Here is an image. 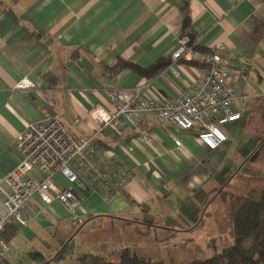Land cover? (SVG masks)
<instances>
[{
  "label": "crops",
  "instance_id": "crops-1",
  "mask_svg": "<svg viewBox=\"0 0 264 264\" xmlns=\"http://www.w3.org/2000/svg\"><path fill=\"white\" fill-rule=\"evenodd\" d=\"M186 14L198 45L219 52L230 68L229 85L237 94L232 109L240 118L223 124L225 144L211 150L200 141L199 127L181 129L150 112L142 113L126 133H97L98 123L89 112L96 104L111 109L110 88L142 86L149 95L175 97L195 80L199 68L186 59L176 63L179 75L168 68L153 78L107 69L119 58L143 67L170 59ZM257 24L264 25V0H0V178L20 162L19 134L49 114L76 140L92 137L135 175L111 202L99 193L77 190L84 220L78 237L91 249L83 247L68 264L81 253L117 261L125 248L152 259L145 257L146 248L172 240L184 243L181 251L186 252L194 242L186 236L217 222V236L227 237L222 221L228 226L230 221L215 203L229 178L225 164L229 156L250 154L243 151L248 135L249 146L264 138V34L256 35ZM25 77L35 86L16 88ZM54 180L71 187L61 174ZM30 206L29 225L16 226L5 264L19 257L26 264H43L75 229L59 200L48 204L35 195Z\"/></svg>",
  "mask_w": 264,
  "mask_h": 264
},
{
  "label": "built area",
  "instance_id": "built-area-1",
  "mask_svg": "<svg viewBox=\"0 0 264 264\" xmlns=\"http://www.w3.org/2000/svg\"><path fill=\"white\" fill-rule=\"evenodd\" d=\"M196 45V40L191 43L190 37H180L168 70L179 75L176 63L180 59L201 58ZM203 59L207 67L199 69L195 80L175 97L152 96L142 86L110 88L111 109L96 104L89 112L98 123L97 133L108 134L111 129L126 133L142 113L150 112L181 129L199 127L200 141L211 150L221 148L228 139L221 125L240 118V113L232 109L237 94L229 85L230 68L226 58L211 49ZM34 86L25 77L15 87L29 90ZM174 139L181 146V140ZM16 148L21 154L20 162L0 178V264H5L11 248L3 239L2 231L9 225H29L27 215L34 213L30 201L35 195L48 204L54 199L62 202L71 213L73 227L79 229L84 220L79 214L82 200L77 190L99 193L103 200L111 202L135 178L123 160L98 148L92 137L76 140L54 114L29 124L19 134ZM56 174H61L71 187L57 184Z\"/></svg>",
  "mask_w": 264,
  "mask_h": 264
},
{
  "label": "rangeland",
  "instance_id": "rangeland-1",
  "mask_svg": "<svg viewBox=\"0 0 264 264\" xmlns=\"http://www.w3.org/2000/svg\"><path fill=\"white\" fill-rule=\"evenodd\" d=\"M221 128L224 130L223 125ZM251 135H248L249 137L246 138V141L243 144V151L248 154L250 153L249 155L239 159H237V157L229 156L228 162L225 164L224 168V172L228 174L229 178L226 184H224V191L217 195V199L215 201V203L220 205V213L230 221V226L227 225L226 220L222 221V228L226 226L224 230L227 237L222 238L217 236V228H219V226H217L218 222L212 224L213 228L208 227L206 224V226H200L197 228L194 236L191 234L185 237V240L190 239L189 242L191 239L194 241L190 242L186 247H190L189 251H181L185 244L182 242L179 244L177 243V240H172L168 243H157L149 248H146L143 252L146 253L144 254L145 257H152L154 261H163L166 264H188L195 259H206L212 257L220 252L223 247L235 243L234 236L229 235L232 233V223L229 219L230 217L227 218L230 214L225 213V209L232 203L241 200V198L250 196L264 189V138L261 137L260 142L257 141L256 145L249 146V143H252L250 139ZM215 196L216 195H214L213 198H215ZM230 230L231 232H229ZM80 231V228H75L70 231V238L68 240H61L59 249L55 251V253H51V258L48 261L43 262V264H68L72 262L71 255H74L79 251H84L82 250L83 247L91 249L89 244H85L86 242L82 235H79L78 237ZM206 232L211 234L213 239L208 238ZM181 238L182 236H179L178 239ZM251 242L252 238H248L243 242V244L245 246H249ZM147 246H149V244H147ZM179 247L181 248L179 249ZM134 248L139 250L137 246ZM14 252L15 250H13L11 254ZM20 258L21 257L17 258L16 262L13 259L11 260L12 262H10L12 264L27 263L20 260Z\"/></svg>",
  "mask_w": 264,
  "mask_h": 264
},
{
  "label": "trees",
  "instance_id": "trees-1",
  "mask_svg": "<svg viewBox=\"0 0 264 264\" xmlns=\"http://www.w3.org/2000/svg\"><path fill=\"white\" fill-rule=\"evenodd\" d=\"M255 33L258 37L263 36L264 25L257 24ZM186 36L191 38V43L195 40L189 14H186L183 19L181 37ZM195 49L199 50L202 57L189 62L199 69L206 68L207 64L203 56L211 50L200 45H196ZM169 63V58H161L152 65L143 67L133 61L119 58L114 65L107 66V69L113 74L122 69H130L148 78H153L166 69ZM230 216L235 243L223 247L220 252L212 257L195 259L188 264H264V189L232 203ZM16 232V226L9 225L1 234L3 239L9 242ZM248 238H252V242L249 246H245L243 242ZM75 261L74 264H166L163 261L143 258L130 248H125L117 261L94 253L78 254Z\"/></svg>",
  "mask_w": 264,
  "mask_h": 264
}]
</instances>
